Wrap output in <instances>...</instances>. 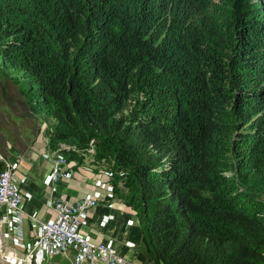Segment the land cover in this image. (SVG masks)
Instances as JSON below:
<instances>
[{
  "label": "trees",
  "instance_id": "trees-1",
  "mask_svg": "<svg viewBox=\"0 0 264 264\" xmlns=\"http://www.w3.org/2000/svg\"><path fill=\"white\" fill-rule=\"evenodd\" d=\"M0 59L52 146L113 163L153 264L264 263V0H0Z\"/></svg>",
  "mask_w": 264,
  "mask_h": 264
},
{
  "label": "crops",
  "instance_id": "crops-1",
  "mask_svg": "<svg viewBox=\"0 0 264 264\" xmlns=\"http://www.w3.org/2000/svg\"><path fill=\"white\" fill-rule=\"evenodd\" d=\"M19 117L21 120L18 122L2 118L0 150L7 158L19 163L15 182L22 194L24 228L29 242L38 237L39 222L54 219L49 207L52 199L73 204L93 198L98 206L86 213L82 235L88 241L117 249L132 264H150L140 249L142 232L139 219L115 195L110 171L87 160L69 159L64 170L71 174L54 183L55 147L49 142L47 127L34 115Z\"/></svg>",
  "mask_w": 264,
  "mask_h": 264
},
{
  "label": "built area",
  "instance_id": "built-area-1",
  "mask_svg": "<svg viewBox=\"0 0 264 264\" xmlns=\"http://www.w3.org/2000/svg\"><path fill=\"white\" fill-rule=\"evenodd\" d=\"M73 146L70 140L56 145L52 169L54 183L71 174L64 167L68 163L67 154L75 150ZM91 152L94 150L91 149ZM18 165V161L7 158L0 150V209L4 208L12 215L15 243L14 249L5 257L8 264H44L57 258L70 264H132L117 249L93 243L82 235L86 213L98 206L93 198L81 199L73 204L52 199L49 207L55 215L54 219L39 222L40 233L29 242L24 228L22 194L15 182Z\"/></svg>",
  "mask_w": 264,
  "mask_h": 264
},
{
  "label": "rangeland",
  "instance_id": "rangeland-1",
  "mask_svg": "<svg viewBox=\"0 0 264 264\" xmlns=\"http://www.w3.org/2000/svg\"><path fill=\"white\" fill-rule=\"evenodd\" d=\"M24 83H26V80L23 74L13 71L2 59H0V122L3 123L2 118L18 122L21 120L19 116L34 115V117L42 121L44 126L47 127V134L50 136L52 131L57 127V122L47 115L46 110H40L38 108L35 110L36 112L31 110V101L34 100L37 102L38 98L36 96V91L31 92L29 96L22 95L21 87ZM26 129H28V127H26ZM69 140L74 145L73 147L75 150L72 152V155L75 156L77 160H87L91 164L105 167L109 171H112L113 163L110 160H99L97 158L95 143L93 141L86 147L85 144L75 136L70 137ZM50 141L51 139L49 142ZM92 143L94 146H92ZM54 147L56 149V146ZM91 149H93L94 152H91ZM118 187L123 191V193H120L121 195L128 194V190L123 187L121 182L118 184ZM251 188L256 191L260 199L264 201V192L261 190L264 189V183L258 181L252 182ZM118 198L124 203L123 199L119 196ZM14 247L12 215L9 211L2 208L0 209V264H8L5 257ZM44 264L70 263L65 259L57 258L48 260ZM150 264L153 263L150 261Z\"/></svg>",
  "mask_w": 264,
  "mask_h": 264
}]
</instances>
